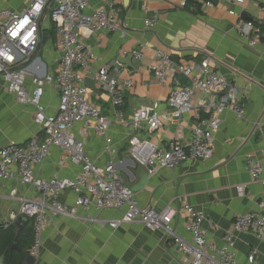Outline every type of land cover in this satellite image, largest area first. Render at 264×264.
I'll list each match as a JSON object with an SVG mask.
<instances>
[{
    "label": "crops",
    "instance_id": "0c3cea01",
    "mask_svg": "<svg viewBox=\"0 0 264 264\" xmlns=\"http://www.w3.org/2000/svg\"><path fill=\"white\" fill-rule=\"evenodd\" d=\"M186 1L187 5L181 7L180 0H91L86 14L114 4L123 24L122 32L91 33L81 27L82 41L93 53L91 67L99 70L108 62L119 60L125 66L124 78L130 77L133 87L126 92L124 105L115 109L110 96L96 84L95 90L85 86L93 104L110 119L109 136L117 168L139 203L157 212L168 204L178 207L188 204L204 211L203 229L207 238L222 246L225 236L234 232V216L258 210V201L264 196L263 185L252 181L247 168L249 156L264 165V34L260 43L252 48L248 39L254 35V29L246 32L239 29L246 23L264 29V0ZM208 1L213 5L207 6ZM29 3L30 0H0V8L20 12ZM53 7L51 4L43 16L45 30L53 31L50 17ZM154 17L158 22L146 27L145 21ZM45 33L37 53L24 65L31 75L44 76L59 68L56 30ZM135 49L144 55L140 62L132 57ZM157 51H168L174 62L183 65L210 58L213 70L224 76L237 92L244 116L239 118L233 113L224 116L211 161H190L149 177L146 168L130 156L129 141L134 131L126 124L141 107L158 104V112L169 110L171 86L161 85L149 71V66L158 58ZM88 79L85 77V81ZM44 103L49 114L57 112L59 96L53 88H47ZM117 111L122 113L121 118ZM196 113L201 119L206 117L204 112L189 108L181 121L165 122L151 137L152 142L168 144L179 129L190 135L194 125L200 122ZM74 133L96 165L105 166L109 162L111 156L102 136L84 134L81 126ZM32 140H43L33 108L21 106L0 78V149L11 142L26 145ZM78 172L79 168L60 148H53L46 162L35 168L36 176L42 179L72 177ZM241 186L246 187L243 195L239 192ZM23 197L36 199L38 195L17 177L0 178L2 224L18 211ZM59 200L72 205L76 196L67 192ZM119 215L113 210L98 212L93 208L89 212L80 209L75 218L56 216L43 234L41 255L35 264H192L182 259L173 242L161 231H152L140 224L111 229L108 220ZM90 217L100 220L91 221ZM32 224L31 221L22 230L15 227L21 232ZM174 224L182 237L190 239L185 217L179 215ZM235 243L238 264H248L251 252H255L256 264H264V242L252 233H235Z\"/></svg>",
    "mask_w": 264,
    "mask_h": 264
},
{
    "label": "built area",
    "instance_id": "2783aa9c",
    "mask_svg": "<svg viewBox=\"0 0 264 264\" xmlns=\"http://www.w3.org/2000/svg\"><path fill=\"white\" fill-rule=\"evenodd\" d=\"M91 0H30L23 11L0 8V78L8 91L21 106H31L35 122L40 126L42 142L32 140L26 145L11 142L0 149V178L9 180L17 177L24 185L37 193L36 199L23 197L17 212L10 215L6 225L14 224L20 216H27L33 222L34 243L29 255L40 258L43 234L53 218L78 217L79 210L98 212L113 210L118 217L108 220L111 229L126 224H140L152 231H161L171 240L184 261L192 264H238L236 260L235 233H252L264 242V196L258 201V210L234 216L233 231L224 238V244L217 246L209 241L203 229L206 220L204 211L183 204L181 207L166 205L157 212L150 206H142L127 187L115 162V152L109 136L110 119L93 104L85 77L111 98L115 109L124 105L126 92L133 87V80L124 78L125 66L119 60H112L101 69L91 67L93 53L82 41L81 27L89 32L123 31L118 19L119 9L110 4L108 8H97L92 14L85 11ZM51 4V22L57 33V48L60 53L59 68L44 76L31 75L26 67L43 41V16ZM181 7L187 5L180 0ZM207 6L213 2L208 1ZM42 20V23H41ZM157 17L145 21L146 27H153ZM243 32L254 29L249 46H257L262 33L252 23L239 27ZM157 59L149 71L161 85H170L167 113L158 112V104L137 109L126 124L134 131L129 141L131 158L144 166L149 177L165 170H174L190 161L209 162L214 157L215 140L221 130L227 113L244 116L241 99L231 89L229 81L213 70L210 58L201 63L183 65L174 62L168 51H157ZM135 61H142L144 55L139 49L132 52ZM83 72L84 75L81 73ZM184 80L186 82H184ZM53 88L59 96L57 112L49 114L44 103L47 88ZM225 93V94H224ZM194 108L204 112L199 123L194 125L190 135L179 129L174 140L168 144H155L151 137L161 130L165 122H179L185 112ZM121 118L122 113L117 111ZM81 126L84 134L96 133L106 142V151L111 159L105 166H98L88 156L83 143L74 130ZM53 148L65 151L79 172L72 177L54 176L42 179L36 176L35 168L41 166L51 155ZM264 155V149H263ZM247 168L251 179L264 187V165L261 161L247 157ZM244 186L239 187L241 195ZM72 192L76 200L72 205L60 202V196ZM15 193V192H14ZM186 218V230L190 239L182 237L175 228L178 216ZM91 221H99L91 218ZM0 264L3 257L0 253ZM248 264H256L255 252L248 256Z\"/></svg>",
    "mask_w": 264,
    "mask_h": 264
},
{
    "label": "trees",
    "instance_id": "16d2710c",
    "mask_svg": "<svg viewBox=\"0 0 264 264\" xmlns=\"http://www.w3.org/2000/svg\"><path fill=\"white\" fill-rule=\"evenodd\" d=\"M260 30L264 34V29L260 27ZM53 31H55L54 27ZM53 31L45 30L46 33H53ZM33 241V224L27 226L21 232L17 231L14 224H2L0 227V253L3 257V264H24L29 254L27 249L32 245Z\"/></svg>",
    "mask_w": 264,
    "mask_h": 264
},
{
    "label": "water",
    "instance_id": "95a60500",
    "mask_svg": "<svg viewBox=\"0 0 264 264\" xmlns=\"http://www.w3.org/2000/svg\"><path fill=\"white\" fill-rule=\"evenodd\" d=\"M42 23V20H41ZM42 42L39 44V47L41 46ZM35 55L32 56V58ZM31 58V59H32ZM85 84L88 88L95 90V83L93 82L92 79H88L85 81ZM31 220L27 216H20L16 221H15V226L19 229L22 230L27 224H29ZM2 226V223L0 222V227ZM15 247H17L15 245ZM26 263L27 264H35V259L31 257L30 255L27 256L26 258Z\"/></svg>",
    "mask_w": 264,
    "mask_h": 264
}]
</instances>
